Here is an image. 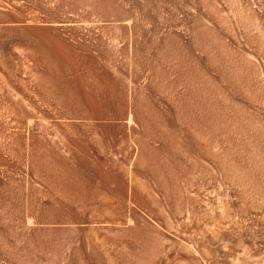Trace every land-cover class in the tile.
I'll return each mask as SVG.
<instances>
[{
  "label": "rangeland",
  "instance_id": "1",
  "mask_svg": "<svg viewBox=\"0 0 264 264\" xmlns=\"http://www.w3.org/2000/svg\"><path fill=\"white\" fill-rule=\"evenodd\" d=\"M0 264H264V0H0Z\"/></svg>",
  "mask_w": 264,
  "mask_h": 264
},
{
  "label": "bare ground",
  "instance_id": "2",
  "mask_svg": "<svg viewBox=\"0 0 264 264\" xmlns=\"http://www.w3.org/2000/svg\"><path fill=\"white\" fill-rule=\"evenodd\" d=\"M43 49H44V48L42 47V48H41V51H42ZM13 52H14V51H12L11 53H13ZM44 52H45V53L47 52V55H48V51L45 50ZM44 52H43V53H44ZM30 53H31V52H30ZM30 53H29V54L26 53V54H27L26 57H27L28 59L31 58V57L34 55V54H33V55H30ZM32 53H33V52H32ZM41 53H42V52H41ZM54 54H55V53H54ZM24 55H25V54H24ZM55 56H56V55H55ZM216 65H217V64H216ZM88 67H90V66H88ZM88 67H87V68H88ZM28 71H29V70H28ZM25 72H26V71H25ZM30 72H31V70H30ZM88 72H89V70H88ZM26 73H27V72H26ZM89 75H90V73L88 74V76H89ZM88 76H87V77H88ZM81 78H82V77H81ZM82 79H83V78H82ZM84 79H85V78H84ZM84 79H83V80H84ZM88 82H89V81H88ZM77 84H78V83H77ZM90 84H91V81H90ZM8 85H9V84H8ZM79 85H80V80H79ZM79 85H77V86H79ZM82 86H84L83 83H82L81 86H80L81 88L79 87V88H80V92H81V90L83 89ZM86 86H89L88 83H87V85H86V83H85V87H86ZM91 86H92V84H91ZM91 86H90V87H91ZM90 87H89V88H90ZM92 87H93V86H92ZM8 88H10V87H8ZM89 88L87 87L88 90H89ZM84 89H85V88H84ZM91 89H92V88H91ZM91 89H90V90H91ZM78 90H79V89H78ZM80 92H79V93H80ZM91 92H92V91H91ZM81 93H82V92H81ZM85 93H86V94H85V96H83V97H85V100H86L85 102H87V107L90 108V111L88 110L89 113H88V115H87V118H92V114H93L92 112H93V109H95V106H94V105H95V104H94L95 102H94V99H93L91 93H88V94H87V91H86ZM83 94H84V93H82V95H83ZM79 95H80V94H78V97H79ZM82 95H81V96H82ZM81 96H80V98L77 99V100L80 99V100H79L80 102H81ZM203 101H204V100H203ZM76 102H77V101H76ZM75 104H76V108H77V103H75ZM84 104H85V103H84ZM84 104H83V105H84ZM83 105L81 106L82 110H83ZM201 106H202V105H201ZM86 109H87V108H86ZM194 109H195V108H194ZM194 109H193L192 111H194ZM77 110H78V109H77ZM201 110H202V109H201ZM91 111H92V112H91ZM29 112H30V110H29ZM31 112H32V111H31ZM31 112H30V113H31ZM79 112L81 113V111H79ZM196 112H197V111H196ZM86 113H87V112H86ZM131 114H132V113H131ZM131 114H130V116H129V124H131V123L133 122V120H132V117H133V116H131ZM203 114H205V113H203ZM30 115H31V114H30ZM83 115H84V114H83ZM194 115H195V114H194ZM194 115H193V116H194ZM200 115H202V114H200ZM205 115H206V114H205ZM84 116H85V115H84ZM196 117H197V116H196ZM199 117H201V116H199ZM209 117H210V116H209ZM209 117H208V118H209ZM215 117H216V116H215ZM206 118H207V117H206ZM197 119H198V118H197ZM203 119H204V116H203ZM90 120H91V119H90ZM198 120H199V119H198ZM29 121H31L30 118H29ZM141 121H142V120H141ZM205 121H206V120H205ZM214 121H215V119H214ZM27 122H28V121H27ZM142 122H143V121H142ZM200 122H201V121H200ZM207 122H209V121H207ZM212 122H213V121H212ZM212 122H211V123H212ZM28 123H29V122H28ZM204 123H205V122H204ZM208 126H209V125H208ZM20 133H21V132H20ZM128 222H129V221H128ZM102 248H103V247H102Z\"/></svg>",
  "mask_w": 264,
  "mask_h": 264
}]
</instances>
